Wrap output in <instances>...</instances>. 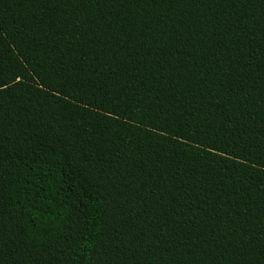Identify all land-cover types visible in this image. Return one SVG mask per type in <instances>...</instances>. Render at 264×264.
I'll return each mask as SVG.
<instances>
[{
	"label": "trees",
	"instance_id": "16d2710c",
	"mask_svg": "<svg viewBox=\"0 0 264 264\" xmlns=\"http://www.w3.org/2000/svg\"><path fill=\"white\" fill-rule=\"evenodd\" d=\"M0 264H264V0H0Z\"/></svg>",
	"mask_w": 264,
	"mask_h": 264
}]
</instances>
